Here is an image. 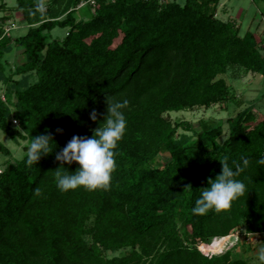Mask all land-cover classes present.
Returning <instances> with one entry per match:
<instances>
[{
	"label": "trees",
	"instance_id": "trees-1",
	"mask_svg": "<svg viewBox=\"0 0 264 264\" xmlns=\"http://www.w3.org/2000/svg\"><path fill=\"white\" fill-rule=\"evenodd\" d=\"M219 2L50 0L45 6L17 0L6 10L0 4L7 18L19 11L28 27L18 37L0 27V80L16 48V74H37L32 84L14 83V106L8 95L0 97V133L31 142L51 132L57 147L31 168L25 153L0 173V264H249L199 249L231 235L243 220L249 232L264 233V165L258 162L264 116L254 104L242 107L223 77L233 68L264 77V30L242 34L233 20L218 17ZM56 27L67 29L63 38H53ZM107 98L129 101L111 186L62 193L56 172L71 174L79 165L59 169L55 152L73 136H93ZM218 104L241 108L227 119L223 142V123L212 120L202 121L195 141L175 140L176 130L190 124L172 120L170 112ZM93 110L97 121L90 119ZM0 154L12 155L1 140ZM225 156L230 164L249 161L237 177L244 195L219 214L193 215ZM129 247L127 255H106Z\"/></svg>",
	"mask_w": 264,
	"mask_h": 264
},
{
	"label": "rangeland",
	"instance_id": "rangeland-1",
	"mask_svg": "<svg viewBox=\"0 0 264 264\" xmlns=\"http://www.w3.org/2000/svg\"><path fill=\"white\" fill-rule=\"evenodd\" d=\"M45 6H48L50 0H39ZM181 4H184L185 0H177ZM233 5H235V11L238 12L241 8H245L248 13L249 20L254 19V23L260 21L259 17H256V12H264V6L254 4L251 0H232ZM0 4L6 5V9H14L17 0H0ZM14 7V8H13ZM4 8V7H3ZM0 10V27L4 24L13 26L14 29L11 31L13 37L21 36L26 33L28 27L22 22V14L16 9L11 13V17L7 18L6 13L9 11ZM248 21L243 25L246 30L248 26ZM67 32V29L56 27L52 31L53 38H63ZM243 34V33H242ZM262 34V33H261ZM20 54V49H14V51L6 56V67L3 77L0 80V97L3 100H7L8 96L10 97V105L14 106L17 102L15 95L14 83L21 80H26L27 84H32L37 80V74L35 71L28 73L26 76L23 74H16V65L15 62L18 60ZM227 80L228 84L232 87V90L237 97L243 101V106L248 104H254L257 109L264 116V77L259 74H254L251 72H246L244 69L233 68L228 71L227 74L223 75ZM8 95V96H7ZM241 108L225 104H218L206 107H194L187 108L181 111L170 112L169 116L172 120L176 122L185 121L190 124V127L180 126L176 130L175 140L182 143H190L195 141L202 129V121H221L223 123V134L219 138L220 142H223L228 137V124L227 119L231 116H234L238 110ZM14 126H18L19 122L13 119L12 121ZM0 140L11 150V157H7L3 154H0V170L5 169L6 165L14 161L20 160L25 155V148L30 143V140L22 139H12L9 135L1 132ZM166 155V154H164ZM160 162V161H159ZM249 221L243 220L242 226L237 229L231 235L225 236L228 237L226 241H222L221 238H214L211 242L201 244L199 249L202 253L210 258L223 255L225 253L230 254L231 259H245L249 264H260V253L264 249V233H251L249 232ZM91 224V222H90ZM221 243V244H220ZM205 246H209L208 249H205ZM133 250L132 247L121 249L118 251H109L107 252L108 257L115 256H124ZM138 251L143 253V250L139 247ZM144 256L145 253H143ZM148 260L142 261V264H147Z\"/></svg>",
	"mask_w": 264,
	"mask_h": 264
},
{
	"label": "clouds",
	"instance_id": "clouds-1",
	"mask_svg": "<svg viewBox=\"0 0 264 264\" xmlns=\"http://www.w3.org/2000/svg\"><path fill=\"white\" fill-rule=\"evenodd\" d=\"M42 10V5L39 6ZM107 114L101 126L94 131L91 138L73 136L72 139L60 151H56V160L61 163V168L66 163L72 165L76 162L79 166L71 174L56 172V186L62 193L83 187L87 191L108 190L111 186L112 173L116 167L115 150L123 139L127 120L124 109L129 101H112L107 98ZM92 121L98 120V113L93 110L90 113ZM62 133L63 129H56ZM54 137L51 132L33 137L27 146L23 163L31 168L37 165L42 156L56 150L53 147ZM241 162L231 161L225 156L218 159L222 163V171L215 179L209 178V186L202 188L199 198L192 208L193 215H205L209 211L219 214L230 208L233 201L244 195L246 185L237 179L244 168L248 166V159L241 157ZM259 164L264 165V155L259 159ZM36 195H40V189H36ZM260 259L264 261V249L261 250Z\"/></svg>",
	"mask_w": 264,
	"mask_h": 264
},
{
	"label": "crops",
	"instance_id": "crops-1",
	"mask_svg": "<svg viewBox=\"0 0 264 264\" xmlns=\"http://www.w3.org/2000/svg\"><path fill=\"white\" fill-rule=\"evenodd\" d=\"M177 1V0H176ZM186 1V0H185ZM184 1V2H185ZM254 4L264 6V0H251ZM217 15L218 17L222 18L223 20H233L237 26H239L241 33H246L247 31H253L255 33L261 32L264 30V12L258 11L256 12V17L260 18V21L258 23H254V19L249 20L247 10L242 8L236 12L235 11V5H233L232 0H220L218 4L217 9ZM248 21V26L246 27V30L242 32V29H244L243 25L244 23Z\"/></svg>",
	"mask_w": 264,
	"mask_h": 264
},
{
	"label": "built area",
	"instance_id": "built-area-1",
	"mask_svg": "<svg viewBox=\"0 0 264 264\" xmlns=\"http://www.w3.org/2000/svg\"><path fill=\"white\" fill-rule=\"evenodd\" d=\"M93 2V1H92ZM86 2L85 1H83L81 4H80V6H82V5H84ZM1 28L3 29V31H4V34H7V35H10L11 34V31L14 29V27L13 26H7V25H3V26H1ZM2 172V170H0V173Z\"/></svg>",
	"mask_w": 264,
	"mask_h": 264
},
{
	"label": "bare ground",
	"instance_id": "bare-ground-1",
	"mask_svg": "<svg viewBox=\"0 0 264 264\" xmlns=\"http://www.w3.org/2000/svg\"><path fill=\"white\" fill-rule=\"evenodd\" d=\"M228 239V237H222L221 240L222 241H226ZM221 244V243H220Z\"/></svg>",
	"mask_w": 264,
	"mask_h": 264
}]
</instances>
